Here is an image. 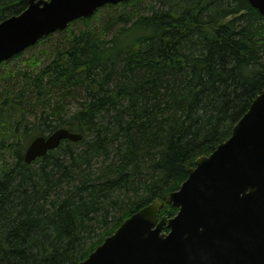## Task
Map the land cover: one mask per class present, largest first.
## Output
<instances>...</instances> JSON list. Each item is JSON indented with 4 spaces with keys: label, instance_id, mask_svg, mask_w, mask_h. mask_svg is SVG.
<instances>
[{
    "label": "trees",
    "instance_id": "16d2710c",
    "mask_svg": "<svg viewBox=\"0 0 264 264\" xmlns=\"http://www.w3.org/2000/svg\"><path fill=\"white\" fill-rule=\"evenodd\" d=\"M144 1L71 22L47 61L0 76V264L88 257L178 189L264 88V15L248 0ZM28 4L0 0V21ZM59 127L83 137L26 162ZM177 211L164 201L160 215Z\"/></svg>",
    "mask_w": 264,
    "mask_h": 264
},
{
    "label": "water",
    "instance_id": "95a60500",
    "mask_svg": "<svg viewBox=\"0 0 264 264\" xmlns=\"http://www.w3.org/2000/svg\"><path fill=\"white\" fill-rule=\"evenodd\" d=\"M127 0H29L0 21V62L105 4ZM264 15V0H248ZM83 135L59 127L37 135L26 162ZM164 201L178 207L163 215ZM77 264H264V88L234 125L231 136L199 156L186 180L156 198Z\"/></svg>",
    "mask_w": 264,
    "mask_h": 264
},
{
    "label": "rangeland",
    "instance_id": "374dc122",
    "mask_svg": "<svg viewBox=\"0 0 264 264\" xmlns=\"http://www.w3.org/2000/svg\"><path fill=\"white\" fill-rule=\"evenodd\" d=\"M149 3V1L141 2L139 6L146 8V5ZM112 9V10H111ZM118 7L116 8H106L103 7L101 9V13L99 16V19L97 18L96 22H98V25H101V22L106 19L107 16H109L111 13L116 11ZM119 10V9H118ZM75 27L81 28L83 27V24L81 22L75 23ZM68 34L67 29L65 30H59L55 32L53 35L47 38L42 43L33 45L32 47L26 49L20 57L16 59H11L10 61H6L0 66V76L5 70H13V69H20L22 66L29 65V63L36 59L41 60L42 62H45L48 60L49 56L51 55L52 51H54L55 48H57L61 43L65 41V38ZM3 82L0 80V88L2 87ZM1 155H0V164H1Z\"/></svg>",
    "mask_w": 264,
    "mask_h": 264
},
{
    "label": "bare ground",
    "instance_id": "6f19581e",
    "mask_svg": "<svg viewBox=\"0 0 264 264\" xmlns=\"http://www.w3.org/2000/svg\"><path fill=\"white\" fill-rule=\"evenodd\" d=\"M2 62V61H1Z\"/></svg>",
    "mask_w": 264,
    "mask_h": 264
}]
</instances>
